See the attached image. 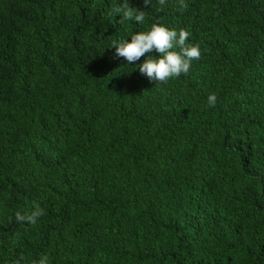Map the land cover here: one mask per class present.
<instances>
[{
	"label": "trees",
	"instance_id": "16d2710c",
	"mask_svg": "<svg viewBox=\"0 0 264 264\" xmlns=\"http://www.w3.org/2000/svg\"><path fill=\"white\" fill-rule=\"evenodd\" d=\"M128 2L0 0V264H264V0ZM157 21L167 83L112 47Z\"/></svg>",
	"mask_w": 264,
	"mask_h": 264
},
{
	"label": "clouds",
	"instance_id": "9594fccd",
	"mask_svg": "<svg viewBox=\"0 0 264 264\" xmlns=\"http://www.w3.org/2000/svg\"><path fill=\"white\" fill-rule=\"evenodd\" d=\"M143 3L149 7L151 0H143ZM158 3L162 10L166 0H158ZM181 6L186 7L183 4ZM112 12L120 16L121 23L134 20L138 24H143L145 20V11L132 7L128 0H124V3L114 8ZM189 36L190 33L183 28L176 30L157 21L152 23L147 31L132 34L130 40L124 38L113 41L112 47L116 49V56L125 58L129 65L146 56L143 63H136V68L150 81L167 83L170 78L187 75L193 60L200 59V46L190 43ZM153 51L160 55L158 57L152 55ZM207 103L210 107L216 106L217 96L214 92L208 95ZM44 214L45 210L34 202L28 211H17L15 221L20 224L35 225ZM20 259L16 261V264H20ZM33 264H48V257L42 255L38 261H33Z\"/></svg>",
	"mask_w": 264,
	"mask_h": 264
}]
</instances>
